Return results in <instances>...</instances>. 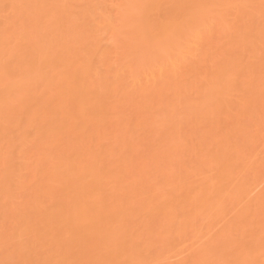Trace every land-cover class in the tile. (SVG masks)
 <instances>
[{"label": "bare ground", "instance_id": "6f19581e", "mask_svg": "<svg viewBox=\"0 0 264 264\" xmlns=\"http://www.w3.org/2000/svg\"><path fill=\"white\" fill-rule=\"evenodd\" d=\"M0 264H264V0H0Z\"/></svg>", "mask_w": 264, "mask_h": 264}]
</instances>
